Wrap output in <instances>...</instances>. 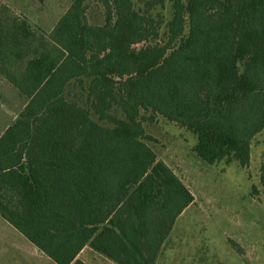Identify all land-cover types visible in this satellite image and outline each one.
Listing matches in <instances>:
<instances>
[{
	"label": "trees",
	"instance_id": "1",
	"mask_svg": "<svg viewBox=\"0 0 264 264\" xmlns=\"http://www.w3.org/2000/svg\"><path fill=\"white\" fill-rule=\"evenodd\" d=\"M143 1L92 0L91 22L73 0L47 35L0 22V80L28 98L0 135V215L57 264H86V246L156 264L195 196L150 125L243 168L264 129V0H171L168 19L153 12L167 0Z\"/></svg>",
	"mask_w": 264,
	"mask_h": 264
},
{
	"label": "rangeland",
	"instance_id": "2",
	"mask_svg": "<svg viewBox=\"0 0 264 264\" xmlns=\"http://www.w3.org/2000/svg\"><path fill=\"white\" fill-rule=\"evenodd\" d=\"M186 1V0H184ZM73 0H0V22L27 21L39 35H47ZM144 7L143 0H135ZM91 22L102 21V9L86 0ZM172 2L153 12L168 19ZM93 10V11H92ZM14 63L13 59L6 61ZM20 66V63H16ZM8 67V66H7ZM28 98L6 77L0 80V135L14 122ZM157 138L154 148L195 196L177 218L156 264H264V129L253 139L251 162L209 164L193 150L197 138L191 131L161 119L148 127ZM253 192H256L253 194ZM79 259L86 264H117L93 249ZM0 264H57L0 215ZM74 264V263H72Z\"/></svg>",
	"mask_w": 264,
	"mask_h": 264
},
{
	"label": "crops",
	"instance_id": "3",
	"mask_svg": "<svg viewBox=\"0 0 264 264\" xmlns=\"http://www.w3.org/2000/svg\"><path fill=\"white\" fill-rule=\"evenodd\" d=\"M24 235V234H23ZM25 236V235H24ZM32 243V242H31ZM33 244V243H32ZM34 245V244H33ZM35 246V245H34ZM36 247V246H35ZM92 249L91 247H89V246H86V247H84V249L80 252V254L84 251V250H86V249ZM94 250V249H93ZM80 254L78 255V258H79V256H80ZM102 256V255H101ZM104 257V256H103Z\"/></svg>",
	"mask_w": 264,
	"mask_h": 264
}]
</instances>
